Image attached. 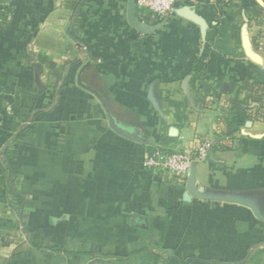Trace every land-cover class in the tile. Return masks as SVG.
<instances>
[{"label":"crops","instance_id":"1","mask_svg":"<svg viewBox=\"0 0 264 264\" xmlns=\"http://www.w3.org/2000/svg\"><path fill=\"white\" fill-rule=\"evenodd\" d=\"M261 4L0 0V264H264Z\"/></svg>","mask_w":264,"mask_h":264},{"label":"built area","instance_id":"2","mask_svg":"<svg viewBox=\"0 0 264 264\" xmlns=\"http://www.w3.org/2000/svg\"><path fill=\"white\" fill-rule=\"evenodd\" d=\"M192 0H134L137 7L146 10L153 16L166 19L175 11L176 4L190 2ZM227 137L216 141L204 139L193 151H180L155 147L146 151L142 166L144 170L159 178H184L191 170L194 162L207 160L214 148L224 144Z\"/></svg>","mask_w":264,"mask_h":264},{"label":"trees","instance_id":"3","mask_svg":"<svg viewBox=\"0 0 264 264\" xmlns=\"http://www.w3.org/2000/svg\"><path fill=\"white\" fill-rule=\"evenodd\" d=\"M256 10H257V8H253V10L251 11V15L252 14H254L255 12H256ZM204 65H200V67H203ZM194 67H195V69H198L199 68V66L197 65V63L195 62V64H194ZM263 84H256V89H258V88H262L261 86H262ZM18 127V126H17ZM26 129V126H23L22 128H21V131H20V133L21 132H23L24 130ZM20 135V134H19ZM15 153V150H13V149H8V152H6V159H5V166H6V169H7V171H8V180H9V183L10 182H12L13 181V178H14V172H13V169H12V167H11V165H10V160H11V157H12V155ZM13 193H14V195L16 196V203H17V205H18V207L20 208V201H21V199H20V195H18V193L17 192H15V191H13ZM183 261V260H182Z\"/></svg>","mask_w":264,"mask_h":264},{"label":"rangeland","instance_id":"4","mask_svg":"<svg viewBox=\"0 0 264 264\" xmlns=\"http://www.w3.org/2000/svg\"><path fill=\"white\" fill-rule=\"evenodd\" d=\"M252 22L254 25L258 26L260 30H264V0H262V4L258 6L256 12L252 14Z\"/></svg>","mask_w":264,"mask_h":264},{"label":"water","instance_id":"5","mask_svg":"<svg viewBox=\"0 0 264 264\" xmlns=\"http://www.w3.org/2000/svg\"><path fill=\"white\" fill-rule=\"evenodd\" d=\"M178 5H179V4H176V5H175V8H176ZM194 163H195V162H194ZM194 163L192 164V167H191V169L193 168V165H194Z\"/></svg>","mask_w":264,"mask_h":264}]
</instances>
